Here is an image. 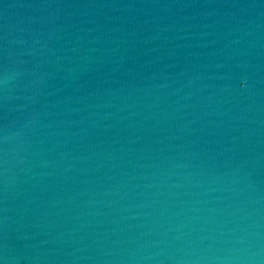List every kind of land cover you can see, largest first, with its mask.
<instances>
[{"label":"water","instance_id":"1","mask_svg":"<svg viewBox=\"0 0 264 264\" xmlns=\"http://www.w3.org/2000/svg\"><path fill=\"white\" fill-rule=\"evenodd\" d=\"M0 264H264V0H0Z\"/></svg>","mask_w":264,"mask_h":264}]
</instances>
